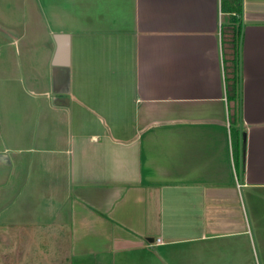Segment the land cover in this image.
<instances>
[{
    "label": "crops",
    "instance_id": "crops-1",
    "mask_svg": "<svg viewBox=\"0 0 264 264\" xmlns=\"http://www.w3.org/2000/svg\"><path fill=\"white\" fill-rule=\"evenodd\" d=\"M1 10L0 229L63 264H264V0Z\"/></svg>",
    "mask_w": 264,
    "mask_h": 264
},
{
    "label": "rangeland",
    "instance_id": "rangeland-1",
    "mask_svg": "<svg viewBox=\"0 0 264 264\" xmlns=\"http://www.w3.org/2000/svg\"><path fill=\"white\" fill-rule=\"evenodd\" d=\"M0 17H5L3 10L0 11ZM3 59L4 52L0 47V63ZM3 74L4 71H1L0 75ZM21 212L25 213L24 221L32 218L45 220L48 217L42 214L41 207H35L31 211L22 209ZM56 233L59 234L52 228L49 230L39 226H22L18 230L0 229V264H63L58 258L62 246L58 248L56 245Z\"/></svg>",
    "mask_w": 264,
    "mask_h": 264
},
{
    "label": "water",
    "instance_id": "water-1",
    "mask_svg": "<svg viewBox=\"0 0 264 264\" xmlns=\"http://www.w3.org/2000/svg\"><path fill=\"white\" fill-rule=\"evenodd\" d=\"M0 30H4V29L0 27ZM57 42L58 43H57V52H56L55 61L64 58V56L68 58L69 49H70V38L68 37V35L59 36L57 38Z\"/></svg>",
    "mask_w": 264,
    "mask_h": 264
},
{
    "label": "trees",
    "instance_id": "trees-1",
    "mask_svg": "<svg viewBox=\"0 0 264 264\" xmlns=\"http://www.w3.org/2000/svg\"><path fill=\"white\" fill-rule=\"evenodd\" d=\"M237 50H238V47L236 48ZM236 59V61L234 62L235 63V66H237L238 65V55H236V57H235ZM238 67V66H237ZM234 74H235V78L237 77L238 78V76H239V70H235L234 71ZM238 94V92L237 91H235V93L233 92V97H236V95Z\"/></svg>",
    "mask_w": 264,
    "mask_h": 264
},
{
    "label": "built area",
    "instance_id": "built-area-1",
    "mask_svg": "<svg viewBox=\"0 0 264 264\" xmlns=\"http://www.w3.org/2000/svg\"><path fill=\"white\" fill-rule=\"evenodd\" d=\"M160 240H158V242H159Z\"/></svg>",
    "mask_w": 264,
    "mask_h": 264
}]
</instances>
